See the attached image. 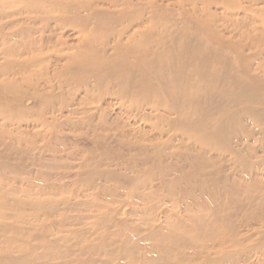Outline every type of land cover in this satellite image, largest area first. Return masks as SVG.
<instances>
[{
  "label": "rangeland",
  "instance_id": "374dc122",
  "mask_svg": "<svg viewBox=\"0 0 264 264\" xmlns=\"http://www.w3.org/2000/svg\"><path fill=\"white\" fill-rule=\"evenodd\" d=\"M0 264H264V0H0Z\"/></svg>",
  "mask_w": 264,
  "mask_h": 264
},
{
  "label": "bare ground",
  "instance_id": "6f19581e",
  "mask_svg": "<svg viewBox=\"0 0 264 264\" xmlns=\"http://www.w3.org/2000/svg\"><path fill=\"white\" fill-rule=\"evenodd\" d=\"M114 1H109V2H107V3H110V4H112ZM87 6V5H86ZM94 5L91 3V7H93ZM47 19H49V18H47ZM25 30H27V29H25V28H23V29H21L20 30V33L21 32H24ZM37 31L38 32H44V29H37ZM18 33V32H17ZM50 38L51 37H48V39L46 40V42H48L49 40H50ZM43 40V39H42ZM43 42H45L44 40L42 41V43ZM200 71V70H199ZM200 73H201V78L204 80V81H206L207 83H209L210 82V79H209V76H208V74L205 76V74H204V71H200ZM144 74V73H143ZM144 77H146V74H144ZM145 79V78H144ZM236 84H239V82H236ZM28 98V97H27ZM26 98V104H32V100L31 99H27ZM35 101V100H34Z\"/></svg>",
  "mask_w": 264,
  "mask_h": 264
}]
</instances>
